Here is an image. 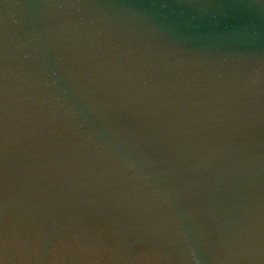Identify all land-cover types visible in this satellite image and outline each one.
<instances>
[{"label": "water", "instance_id": "obj_1", "mask_svg": "<svg viewBox=\"0 0 264 264\" xmlns=\"http://www.w3.org/2000/svg\"><path fill=\"white\" fill-rule=\"evenodd\" d=\"M0 169H131L198 264L264 263V0H0Z\"/></svg>", "mask_w": 264, "mask_h": 264}]
</instances>
